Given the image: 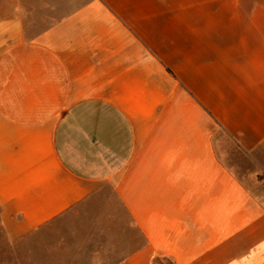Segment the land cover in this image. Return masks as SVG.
<instances>
[{"label":"crops","instance_id":"obj_1","mask_svg":"<svg viewBox=\"0 0 264 264\" xmlns=\"http://www.w3.org/2000/svg\"><path fill=\"white\" fill-rule=\"evenodd\" d=\"M0 229L14 264H264V0H0Z\"/></svg>","mask_w":264,"mask_h":264},{"label":"rangeland","instance_id":"obj_2","mask_svg":"<svg viewBox=\"0 0 264 264\" xmlns=\"http://www.w3.org/2000/svg\"><path fill=\"white\" fill-rule=\"evenodd\" d=\"M217 142L219 143V150L225 162L236 171L238 169V164L245 162L244 157L239 154L233 141L222 132L217 134ZM11 245L12 244L9 243L7 238L2 237V231L0 229V248L4 251L3 253L0 252V264H14L15 256ZM19 255L24 256L21 253Z\"/></svg>","mask_w":264,"mask_h":264}]
</instances>
